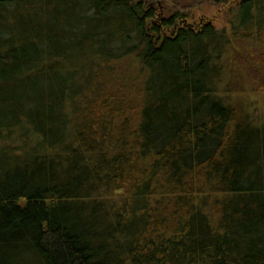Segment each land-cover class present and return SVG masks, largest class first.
<instances>
[{"label": "trees", "instance_id": "16d2710c", "mask_svg": "<svg viewBox=\"0 0 264 264\" xmlns=\"http://www.w3.org/2000/svg\"><path fill=\"white\" fill-rule=\"evenodd\" d=\"M164 1L0 0V264H264V124L225 98L264 0H207L229 35Z\"/></svg>", "mask_w": 264, "mask_h": 264}, {"label": "rangeland", "instance_id": "374dc122", "mask_svg": "<svg viewBox=\"0 0 264 264\" xmlns=\"http://www.w3.org/2000/svg\"><path fill=\"white\" fill-rule=\"evenodd\" d=\"M156 4L161 15L158 21L155 20L154 22L159 23L161 18L170 16L173 12H183L188 16L190 15L191 20L188 19L187 21L189 25L195 26L202 21L209 22L217 30H225L227 34L229 31L228 19L231 16L229 12L234 9L231 5L215 6L207 0H165L161 4L154 3L153 7ZM226 58V70L232 71L233 67H236L235 77L229 81V87L226 89V102L234 111H239L243 117L252 121V123L263 125L264 42L254 40L249 42L237 41L232 46L230 55ZM132 60L133 57H130L116 64L114 75L117 76L116 86L120 85L127 88L125 90L132 97L130 98L131 101H134L138 100L141 95L144 73L141 72L140 68L131 67ZM230 77L225 74V83ZM222 88L223 86L221 90ZM117 100L125 101L120 97H117ZM121 195H124V191L118 190L113 193L112 197Z\"/></svg>", "mask_w": 264, "mask_h": 264}]
</instances>
